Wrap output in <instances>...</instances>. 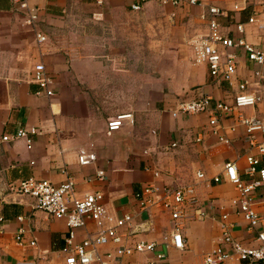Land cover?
Masks as SVG:
<instances>
[{
	"label": "crops",
	"instance_id": "crops-1",
	"mask_svg": "<svg viewBox=\"0 0 264 264\" xmlns=\"http://www.w3.org/2000/svg\"><path fill=\"white\" fill-rule=\"evenodd\" d=\"M133 1L28 0V3L37 9L40 27L58 29L70 17L80 25L98 24L108 20L109 11L129 8ZM234 4L241 9L233 13L234 22L244 23L250 15L255 18L254 23L244 25L242 36L245 41L264 49V6L256 0H232L216 6L230 11ZM185 7L195 9L197 17L202 10L200 6ZM227 26L231 28L229 24ZM96 39L99 37L88 35L85 40ZM45 42L35 41L32 31L24 25L22 16L13 10L10 0H0V137L21 127L35 126L39 130L30 143L26 140L0 143V184L34 178L59 185L69 178L74 183L76 197L101 192V203L111 222L125 213L133 216L130 226L120 229L123 234L129 233L138 222L133 194L142 186L154 184L160 192L192 185L196 196L193 210L203 211L208 217L198 219L193 210L187 212L188 218L179 222L183 248L180 251L168 245L164 250L166 261L161 264H202L203 256L217 244V225L222 214L232 225V237L244 246H254L252 237L256 231L264 229V185L251 194V208L260 222L248 232L230 205L236 191L223 179V168L226 163H232L239 179L248 183L255 175L245 174L246 157L258 158L256 170L264 167V158L248 145L236 115L223 117L220 122L219 132L228 140L226 144L210 134L205 115L172 118L170 110L175 100L170 97L159 103L149 100L148 105L152 106L148 107L149 115L145 116L152 118L153 123L148 130L138 131V123L133 119L132 124L107 133L104 119L91 115L81 85L86 82V87L91 86L89 81L102 74V64L96 60L101 57L97 55L99 51L94 54L87 49L84 55L76 58L72 50L62 51L52 42ZM36 63H41L53 78L54 95L50 98L35 94L37 87L30 82V70ZM195 71L196 76L189 82L192 88L187 93L189 98L201 94L231 103L236 92L234 82L228 85L209 81L200 64L196 65ZM251 71V65L239 58L236 81L250 78L252 85L248 93L258 97L255 106L240 112L264 121V74L260 79L254 78ZM253 141L264 144V132L254 134ZM171 144L175 145L172 147ZM97 169L104 172L102 181L95 178ZM196 174H202V179H197ZM214 177L219 179L217 183H212ZM148 213L152 230L135 234L124 243L126 246L136 241L161 243L175 225L160 207H151ZM16 216L24 217L23 237L25 241L33 239L34 247L14 245L13 236L18 226ZM66 231L63 219L56 220L33 209L29 198L18 197L12 201V197H7L0 201V264L23 261L65 264L68 255L64 245ZM95 232V226L88 221L83 229L75 231V237L79 240ZM114 250L112 244L100 248L102 253L111 255ZM145 262V256L134 254L110 264ZM225 264L242 263L231 259Z\"/></svg>",
	"mask_w": 264,
	"mask_h": 264
},
{
	"label": "built area",
	"instance_id": "built-area-1",
	"mask_svg": "<svg viewBox=\"0 0 264 264\" xmlns=\"http://www.w3.org/2000/svg\"><path fill=\"white\" fill-rule=\"evenodd\" d=\"M149 0H134L129 5V10L138 11ZM167 3L172 7H202L198 18L203 24L202 33L196 35L190 41V52L193 62L203 65L206 76L212 82H224L228 85L235 83V94L231 103L213 100L207 95H198L195 98L175 99L170 110L172 118L187 117L193 115H205L210 134L215 136L218 142L228 143L227 139L219 131L223 117L236 115V121L245 133L248 145L256 150L261 158H264V144L253 141L254 134L264 132V121L253 116H244L240 110L253 107L258 102L256 95L248 93L252 83L250 78H242L236 81V69L239 58H244L252 67V77L262 78L264 74V49L255 47L245 41L242 36L245 24L255 22L254 15L246 18L245 22H234L232 15L241 11L234 4L230 11H226L216 5L203 4L199 0H157ZM264 6V0H256ZM13 10L22 16L24 25L32 31L37 43L46 41L45 35L39 29L38 11L29 5L28 0H10ZM230 25L228 29L227 25ZM30 82L37 87L35 94H41L46 98L54 95L53 78L45 72L41 63L32 65L30 70ZM133 118L129 113L118 114L107 124V131L119 130L126 124H132ZM232 130V129H230ZM39 134L35 126L17 128L11 133L3 134L0 143H8L16 140H26L28 143ZM199 142V139H195ZM175 144H171L173 147ZM29 148V145H27ZM245 174L253 176L248 183L239 179L232 163H226L223 168V179L231 184L236 196L230 200L233 207L245 224V230L253 231L259 224L260 218L251 208L252 192L264 185V167L255 169L258 158L249 155L245 159ZM65 173V172H63ZM98 181L104 179L102 170L95 171ZM197 179H202V174H196ZM212 183H217L218 178H212ZM12 197V201L18 197H27L31 200L32 208L39 210L49 217L63 219L67 226L64 239L65 249L68 253L65 264H110L117 259L134 254L146 257L145 264H161L166 261L164 250L169 246L176 250H182L183 243L179 231V222L187 219V212L195 208L196 196L192 185L176 186L171 190L158 191L154 184L142 186L133 194L137 208L136 218L138 222L130 228L129 233L123 234L120 229L130 226L133 216L129 213L112 220L106 215L102 206V194L99 191L85 193L81 197L75 196L74 183L66 178L59 185H54L47 180L27 178L13 183L0 184V201ZM160 207L170 221L174 222L168 235L162 238V242L136 241L126 246L135 234L148 233L152 230V220L148 213L151 207ZM198 219H205L208 215L199 210H193ZM18 226L13 236V243L17 247L27 245L34 247L33 239L24 240V217H15ZM91 222L96 232L93 235L76 240L75 231L83 229L87 222ZM108 223V224H107ZM110 224V225H109ZM219 237L217 244L203 256L202 264H225L231 259L242 264L264 263V229L256 231L252 237L254 246H244L231 235L232 225L227 221V216L222 214L218 220ZM115 246L114 254L102 253L103 245ZM4 264V263H1ZM14 264H36L35 261L17 262Z\"/></svg>",
	"mask_w": 264,
	"mask_h": 264
},
{
	"label": "rangeland",
	"instance_id": "rangeland-1",
	"mask_svg": "<svg viewBox=\"0 0 264 264\" xmlns=\"http://www.w3.org/2000/svg\"><path fill=\"white\" fill-rule=\"evenodd\" d=\"M199 1L221 5L232 0ZM107 15L108 20L94 25H80L70 17L62 28L39 29L46 41L62 51L72 50L76 58L87 49L94 54L99 51L101 57L96 60L102 64V74L89 81L92 87H86V82L81 85L91 115L104 119L106 130L110 120L122 113L132 115L138 131L148 130L153 119L145 115L151 100L189 98V82L196 76L197 65L190 41L202 33V25L195 9L157 0L147 1L138 11L125 8ZM88 35L99 39L90 42L85 40Z\"/></svg>",
	"mask_w": 264,
	"mask_h": 264
}]
</instances>
